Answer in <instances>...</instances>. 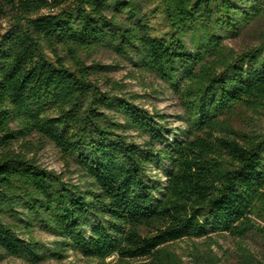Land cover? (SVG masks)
I'll list each match as a JSON object with an SVG mask.
<instances>
[{"label":"trees","instance_id":"obj_1","mask_svg":"<svg viewBox=\"0 0 264 264\" xmlns=\"http://www.w3.org/2000/svg\"><path fill=\"white\" fill-rule=\"evenodd\" d=\"M161 3L163 37L137 0H0L13 18L0 30V260L184 264L171 248L183 239L264 240V0ZM253 24L258 44L224 45ZM98 47L166 83L186 126L174 133L119 83L104 90L94 76L108 67L81 55ZM34 134L84 186L15 148Z\"/></svg>","mask_w":264,"mask_h":264},{"label":"rangeland","instance_id":"obj_2","mask_svg":"<svg viewBox=\"0 0 264 264\" xmlns=\"http://www.w3.org/2000/svg\"><path fill=\"white\" fill-rule=\"evenodd\" d=\"M140 2L141 11L149 18L153 27V35L158 37L166 36L170 32V24L164 14V6L161 0H137ZM13 25V18L6 17L0 20V30L5 31ZM257 25L253 24L245 28L238 36H228L224 45L237 53L248 47L258 44ZM81 55L88 64L98 62L106 65L108 70L96 73L94 79L99 81L101 87L108 91L112 90L113 83H119L124 94H138L137 102L150 110H158L167 115L169 129L178 134L179 128H184L186 122L182 119L185 111L178 96L170 87L158 79L154 74L142 71L136 66V62L117 55L107 47H98L83 51ZM244 120H239L240 126ZM16 128V123L12 125ZM142 141L141 138H138ZM31 143V144H29ZM29 144V145H28ZM15 148L27 153L29 157H36L40 164L58 173H67V178L74 182L81 183L83 177L78 174L71 175L77 171L76 167L69 166L57 147L38 134L29 135L19 139ZM32 150V151H31ZM158 171L154 170L152 173ZM163 173L162 170L160 174ZM163 179L164 176L162 175ZM84 186V183L82 184ZM257 222L264 226V219L255 217ZM26 238L28 236H25ZM34 237L46 247H52L54 238L36 228ZM175 250L183 259L184 264H245V256L253 258L257 263H264V240L255 232H251L244 239L234 237L229 233L212 235L209 238H188L172 244ZM114 260L111 257L109 261ZM145 260H135L131 264H143ZM252 261V264H257ZM89 261L81 254L69 252L63 259L50 257L39 264H88ZM0 264H32L23 259L6 256L0 260Z\"/></svg>","mask_w":264,"mask_h":264}]
</instances>
